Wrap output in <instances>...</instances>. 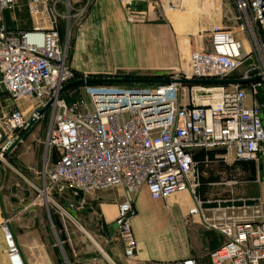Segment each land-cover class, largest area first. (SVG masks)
<instances>
[{
    "label": "built area",
    "instance_id": "2783aa9c",
    "mask_svg": "<svg viewBox=\"0 0 264 264\" xmlns=\"http://www.w3.org/2000/svg\"><path fill=\"white\" fill-rule=\"evenodd\" d=\"M26 1L33 10L31 4L45 6L48 0ZM123 1L128 20L134 21L136 0ZM175 1L183 2L164 0L170 7ZM233 3L237 28L244 33L247 46L229 29L214 25L208 30L207 46L189 52L187 70L170 77L194 82L125 89L86 85L85 95L71 101L63 96L67 89L59 93L74 80V72L55 20L19 29L0 18V87L13 99L35 101L27 112L16 105L1 111L0 160L29 121L38 122L46 111L51 120L45 145L58 153V160L44 169L46 191L69 187L90 193L123 186L129 194L145 186L152 199H162L198 188L195 151L224 147L232 150L235 159L258 160L264 152V121L254 97L264 89V0ZM15 6L16 0H0V11ZM198 37L204 39L201 33ZM237 71L239 76H233ZM215 79L228 82H208ZM235 79L244 82H231ZM133 211L127 197L118 205L115 220L116 235L128 257L136 252L129 221ZM198 212L192 207L188 215ZM202 220L225 237L209 252L210 264H259L264 260L259 198L231 195L216 199ZM1 229L8 264H24L13 234L6 224ZM180 264H194V260Z\"/></svg>",
    "mask_w": 264,
    "mask_h": 264
},
{
    "label": "crops",
    "instance_id": "0c3cea01",
    "mask_svg": "<svg viewBox=\"0 0 264 264\" xmlns=\"http://www.w3.org/2000/svg\"><path fill=\"white\" fill-rule=\"evenodd\" d=\"M214 1V21L222 26V0ZM195 2L188 0V6L193 8ZM92 3L91 20L75 41L78 49L85 50L93 68L103 72L170 69L172 73L198 47L195 35H203L214 26L210 27L212 19L205 14L170 11L161 14V21L128 24L117 0ZM234 24L232 17L225 28L247 46L244 33ZM0 94L8 95L2 87ZM5 97L0 99L2 111L8 105L15 106ZM254 99L260 103L264 121L263 88ZM246 102L251 104V95ZM45 136L39 126H32L6 153V159L0 160V264H8L2 224L13 234L24 264H180L187 259H193L194 264H210L209 252L225 241L222 234L202 222L216 199L231 195L247 200L259 198L264 221V152L258 160L246 161L235 159L232 150L224 147L195 151L198 188L152 199L145 186L129 194L123 186L90 193L69 187L46 191L44 169L58 160V153L46 147ZM28 188L38 194L33 195ZM127 197L134 206L129 221L136 242V252L129 257L116 228L109 230L115 223L118 205ZM192 207L199 212L188 215ZM64 213L81 226L98 247L97 252L79 249L72 242ZM97 240H103V248Z\"/></svg>",
    "mask_w": 264,
    "mask_h": 264
},
{
    "label": "rangeland",
    "instance_id": "374dc122",
    "mask_svg": "<svg viewBox=\"0 0 264 264\" xmlns=\"http://www.w3.org/2000/svg\"><path fill=\"white\" fill-rule=\"evenodd\" d=\"M120 9L123 15V18L128 24H136V23H147V22H155L161 21V14L167 12H190L193 14L194 12L198 14H205L210 17L211 25H221V22L214 21L215 18V6L214 0H196L194 7L190 8L188 6V0H183L182 3H173L170 7V3L167 2L162 3L161 0H150L154 3H147L149 0L144 2H140L141 0H136V4L133 5L135 9H133L136 13L143 12L144 16H139L135 13L134 21H129L126 16V8L124 7L123 0H117ZM163 4V5H161ZM92 0H48L45 6L42 5H34L31 4L33 10L30 8L29 3L26 0H16V6L12 10H4L0 11V18H2L6 23L8 22L10 25H14L19 29H27L32 26H36L39 24L40 26L47 25L55 20V25L58 27L60 31V35L62 38V42L65 44L67 48V61L70 64L73 72H74V80L80 78H103V77H124V78H170L175 77L178 73L180 74L184 69L187 70L188 66V55L186 57V61L183 60V65L180 69L170 72V69L166 70H154V71H131V70H121L116 69L111 72H103L98 71L89 63L88 58L86 56V52L84 49H78V43L75 41L76 37L81 34L82 29L86 27L88 22L92 17ZM193 5V4H192ZM223 5V15H222V26H227L228 22L233 17V21H235L234 26L237 28V20H236V11L233 5V0H222ZM146 12L148 13L146 15ZM35 13V14H34ZM38 14L37 24L35 23L34 15ZM102 19V18H101ZM229 28V27H228ZM239 31V30H237ZM196 34V33H195ZM208 36V30L203 32V36ZM207 36H204V39H200L198 35H195L198 41V48L207 46ZM84 47V46H83ZM80 53L79 56H77ZM76 53V54H75ZM189 54V53H188ZM182 68V69H181ZM240 71L233 73V76H239ZM156 83L154 82H107V83H82V84H74L78 86L68 87L66 91H64L63 96L65 99L67 98L69 101L76 99L80 95H85L84 88L86 85L95 86V87H116L118 89H125L127 87L130 88H149L154 86ZM183 96V92L181 93ZM5 94H0V99H4ZM10 103L14 102L16 106H19L24 112H27L33 104L34 100L31 98H19L13 99L9 95L5 97ZM248 98H250V94L248 93ZM2 102L0 103V110L2 108ZM2 111V110H1ZM0 111V112H1ZM51 115L50 113H45L44 116L38 121V123H34L33 128L39 126V129L42 131L47 130V127L50 123ZM4 159H6L4 157ZM7 161V160H6ZM17 177H19L17 175ZM39 189H41L42 184L38 182ZM26 188V186H25ZM33 195L38 194V192L34 193L32 188H28ZM49 195V193H48ZM44 197V196H42ZM64 218L66 220V225L69 228V237L72 238V242L78 245L79 249L90 250L95 249V252L98 251V247L95 243L87 236L85 231L81 228L79 224H77L71 217L64 213ZM71 228V230H70ZM72 231V232H71ZM73 233V234H72ZM65 235H63L64 237ZM101 239V238H100ZM66 249L69 248L67 241ZM97 243L100 247L103 248V240L98 241Z\"/></svg>",
    "mask_w": 264,
    "mask_h": 264
},
{
    "label": "water",
    "instance_id": "95a60500",
    "mask_svg": "<svg viewBox=\"0 0 264 264\" xmlns=\"http://www.w3.org/2000/svg\"><path fill=\"white\" fill-rule=\"evenodd\" d=\"M253 79H256V78H253ZM169 81L194 82L193 80L176 79V78H146V79L145 78H134V77H131V78H124V77L80 78V79L72 80L71 82H69L68 84L63 86L60 89L59 93L61 91H63L64 89H67L69 86H72L74 84L91 83V82H95V83H107V82H111V83L112 82H153V83L155 82V83H163V82H169ZM208 82H211V83H227L228 80H226V79H215V80H208ZM231 82L241 83V82H244V81L241 80V79H235V80H232ZM46 108H47V106L45 108H43L41 110V112H43ZM34 123H35V121H33V120L29 121L28 125L22 130V132L19 135H17V137L13 141L11 147L9 148V150L13 146L16 145V143L26 134L27 131L30 130V128L34 125ZM115 228H117V223L116 222L113 223L109 227V230L113 231Z\"/></svg>",
    "mask_w": 264,
    "mask_h": 264
},
{
    "label": "bare ground",
    "instance_id": "6f19581e",
    "mask_svg": "<svg viewBox=\"0 0 264 264\" xmlns=\"http://www.w3.org/2000/svg\"><path fill=\"white\" fill-rule=\"evenodd\" d=\"M34 19H35V23L37 24V21L36 20L38 19V14L34 15ZM37 25H39V24H37Z\"/></svg>",
    "mask_w": 264,
    "mask_h": 264
},
{
    "label": "trees",
    "instance_id": "16d2710c",
    "mask_svg": "<svg viewBox=\"0 0 264 264\" xmlns=\"http://www.w3.org/2000/svg\"><path fill=\"white\" fill-rule=\"evenodd\" d=\"M74 86H78V85H72V86H70V87L72 88V87H74ZM70 87H69V88H70ZM64 97H65V96H64ZM66 100H68V99L66 98ZM68 101H69V100H68Z\"/></svg>",
    "mask_w": 264,
    "mask_h": 264
}]
</instances>
